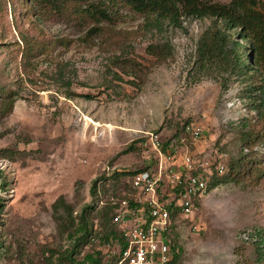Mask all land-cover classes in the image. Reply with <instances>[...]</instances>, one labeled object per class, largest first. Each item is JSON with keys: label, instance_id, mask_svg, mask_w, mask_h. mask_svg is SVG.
Segmentation results:
<instances>
[{"label": "rangeland", "instance_id": "1", "mask_svg": "<svg viewBox=\"0 0 264 264\" xmlns=\"http://www.w3.org/2000/svg\"><path fill=\"white\" fill-rule=\"evenodd\" d=\"M106 1L59 10L46 0H0V264H72L76 242L54 217L60 196L74 215L95 205L94 237L77 259L90 252L118 264L120 242L96 233L104 232L101 207L129 197L131 177L158 165L152 135L162 146L176 141L175 161L192 156L208 179L194 214L173 217L175 264H264V70L201 64L211 18L157 29L120 4L91 33L82 7ZM23 36L37 47L31 58ZM234 41L250 54L237 34L228 50ZM151 45H167L168 56L150 54Z\"/></svg>", "mask_w": 264, "mask_h": 264}, {"label": "trees", "instance_id": "2", "mask_svg": "<svg viewBox=\"0 0 264 264\" xmlns=\"http://www.w3.org/2000/svg\"><path fill=\"white\" fill-rule=\"evenodd\" d=\"M75 1L79 0H46L47 4L59 10L66 7L69 2ZM106 2L111 5L103 6V2L82 7V16L90 18L95 24L91 33L99 34L98 32L103 30L100 27L102 22H112L114 20L113 10H118L115 7L120 4L143 16L148 25L157 29H163L165 24L181 27L183 18H211L212 27L203 34L199 41L198 60L201 64H205L208 60H218L227 65L240 67L244 72H257L260 68L264 70V10L262 9L264 0H231L228 3L216 0H107ZM233 34L249 42L250 54L240 41H234L235 50L227 49ZM23 38L27 46L25 55L31 58L35 55L37 47L27 37L23 36ZM149 53L158 59H165L169 49L167 45H151ZM247 53L248 57H246ZM256 109L260 111L259 107ZM169 144L170 141L163 146L165 152L169 151ZM120 175L122 174L115 173L114 177L118 179ZM104 178L97 179L93 183L92 195L98 197L99 182ZM104 187L106 189V184ZM101 208L103 209L100 220L104 232H96L97 235H101L100 239L104 244L114 238L120 242L121 248H125L127 245L113 221L115 205L109 202ZM94 209L95 205H89L84 207L81 213L74 215L73 205L67 202L64 196H60L53 204L54 217L60 230L76 242V248L69 250L66 256L72 264H102V259L94 253L88 252L81 261L76 257L80 245H88L94 237V225L88 219V213ZM173 248L176 249V247ZM178 258L179 252L175 251L173 264L178 261Z\"/></svg>", "mask_w": 264, "mask_h": 264}, {"label": "built area", "instance_id": "3", "mask_svg": "<svg viewBox=\"0 0 264 264\" xmlns=\"http://www.w3.org/2000/svg\"><path fill=\"white\" fill-rule=\"evenodd\" d=\"M199 137V128L186 127ZM159 153L158 165L137 171L130 179L132 193L115 205L113 221L126 243L120 250L118 264H173L175 250L169 239L175 214L190 216L207 193V177L195 167L192 156L177 163L175 142L163 150L158 135H152ZM184 141V140H183ZM224 165L218 171L224 172Z\"/></svg>", "mask_w": 264, "mask_h": 264}]
</instances>
